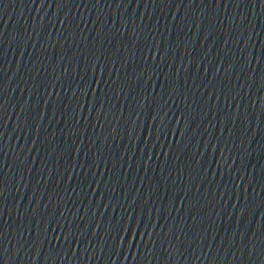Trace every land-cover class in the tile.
Returning <instances> with one entry per match:
<instances>
[{
    "label": "water",
    "instance_id": "obj_1",
    "mask_svg": "<svg viewBox=\"0 0 264 264\" xmlns=\"http://www.w3.org/2000/svg\"><path fill=\"white\" fill-rule=\"evenodd\" d=\"M0 15L264 222V0H0Z\"/></svg>",
    "mask_w": 264,
    "mask_h": 264
}]
</instances>
